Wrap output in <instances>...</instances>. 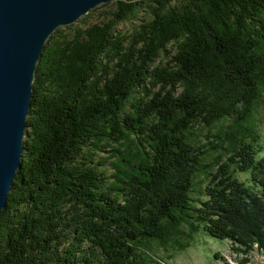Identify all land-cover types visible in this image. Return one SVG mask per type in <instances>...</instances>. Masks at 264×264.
<instances>
[{
    "label": "trees",
    "instance_id": "1",
    "mask_svg": "<svg viewBox=\"0 0 264 264\" xmlns=\"http://www.w3.org/2000/svg\"><path fill=\"white\" fill-rule=\"evenodd\" d=\"M146 3L150 19L137 32L116 30ZM114 4L108 20L54 32L42 50L0 213V264H149L152 246L170 247L182 225L228 241L248 264L264 248V156L253 129L264 0ZM161 53L168 61L154 65ZM226 121L200 144L202 130ZM201 175L210 179L198 202Z\"/></svg>",
    "mask_w": 264,
    "mask_h": 264
},
{
    "label": "water",
    "instance_id": "2",
    "mask_svg": "<svg viewBox=\"0 0 264 264\" xmlns=\"http://www.w3.org/2000/svg\"><path fill=\"white\" fill-rule=\"evenodd\" d=\"M142 0H0V213L20 168L37 64L49 37L96 7Z\"/></svg>",
    "mask_w": 264,
    "mask_h": 264
},
{
    "label": "rangeland",
    "instance_id": "3",
    "mask_svg": "<svg viewBox=\"0 0 264 264\" xmlns=\"http://www.w3.org/2000/svg\"><path fill=\"white\" fill-rule=\"evenodd\" d=\"M148 3L137 6V12L129 20L121 22L116 30L126 35L134 34L138 31V26L145 24L149 21L150 16L147 12ZM115 10L114 2L100 5L89 13L81 17L77 22L70 26H65L57 29L55 33L64 31L65 35H72L73 30L76 28L85 29L93 24L102 23L109 19V14ZM83 20V21H82ZM71 28V30H70ZM169 58L165 57L163 53L156 60L154 65L161 63L164 65ZM228 121L220 122L212 130H202L198 140L200 144L209 145L214 142L215 136L222 125L226 127ZM254 133L257 134L259 141L258 144L262 148L258 153V158L264 156V94L260 99L258 111L253 118ZM27 129L24 130V137L22 143L27 140ZM216 140V139H215ZM110 154V148L100 149L94 154L95 162H100L102 159L107 158ZM214 155L208 158L207 163L211 162ZM110 162H107L100 170H106L107 175L111 173ZM234 177L242 182L246 187H250V177L248 173L235 172ZM210 177L201 175L196 181L194 192L192 194L196 201L201 202L206 200L205 188L209 183ZM180 233L175 237V242L167 247L165 250L157 248L153 245L154 252L151 253L149 264H242L243 257L240 253L233 250L228 241H219L208 237L200 228L194 230L186 225H182L179 229ZM248 264H264V248H253L246 257Z\"/></svg>",
    "mask_w": 264,
    "mask_h": 264
}]
</instances>
